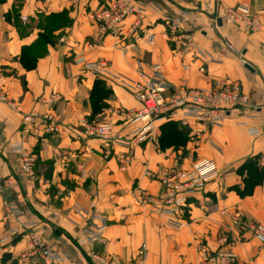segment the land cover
Segmentation results:
<instances>
[{"label":"crops","instance_id":"obj_1","mask_svg":"<svg viewBox=\"0 0 264 264\" xmlns=\"http://www.w3.org/2000/svg\"><path fill=\"white\" fill-rule=\"evenodd\" d=\"M106 1L22 0L21 7H16L14 0H0V91L17 105L13 109L0 101V178L13 177L25 184L22 160L11 151V145L22 138L27 152L36 158L35 186L11 195L23 211L20 220L36 224L33 232L42 243H56L65 257L64 264H101L96 255L116 264H134L144 244L145 264H200V240L217 247L225 233L238 239L233 247L236 264H264V242L250 232L239 233L221 213L238 211L264 226V178L252 195L240 197L234 190L244 186L239 169L248 160L258 157L264 168V0H136L146 4L136 33L130 31L136 18L132 16L124 24L122 37L110 36L89 48V36L95 28L88 13ZM239 4L259 13L263 27L258 33L250 34L227 22L221 26L214 23L218 11ZM15 8L20 19H27L25 24L41 14H64L70 21L68 27L58 30L56 40L32 70L22 67L19 56L38 41L42 30L18 31L9 18ZM177 17L182 19V29L193 33L197 43L217 59L205 63L204 75L198 72L201 60L193 62V54L188 53L184 62L173 43L163 36L165 20ZM148 35L156 37L154 46L147 44ZM228 43L236 51L230 50ZM79 52H85L90 61L106 59L111 77H98L77 65L73 57ZM136 60L160 63L165 78L175 85L183 80L192 87L236 81L249 95L251 106L234 112L220 127L171 120L157 123L146 141L129 150L108 145L90 136L86 128L107 116L115 121L116 135L132 132V126L120 123L119 111L139 106L121 82L137 78ZM246 64L255 72L247 70ZM118 77L120 80H115ZM98 79L105 81L113 96L109 106L97 113L90 97ZM54 95L60 101L52 106L48 100ZM53 108L60 123L58 133L43 134L39 119L35 124H25L26 116L34 113L41 117ZM164 123H176L179 130L188 132L190 140L176 150L174 146L160 148ZM127 150L131 166L123 171L119 156ZM202 160L214 161L220 173L192 194L190 216L177 221L155 213L145 197L159 194L161 185L150 174L176 166L189 170ZM3 200L0 196V236L9 221ZM96 215L106 217L105 242L79 246V240L102 224ZM30 233L23 230L0 246V264H42L39 254L30 248Z\"/></svg>","mask_w":264,"mask_h":264},{"label":"built area","instance_id":"obj_2","mask_svg":"<svg viewBox=\"0 0 264 264\" xmlns=\"http://www.w3.org/2000/svg\"><path fill=\"white\" fill-rule=\"evenodd\" d=\"M135 13L138 12L130 3V0H111L109 5L103 8L102 11L94 12L91 18L100 23L101 30L98 38L92 42L90 41L88 47L95 48L105 33L124 35V23L129 15L132 14L133 16ZM219 19L222 22L239 26L248 33L253 34L258 33L263 27L259 13L243 4L218 11L214 20L216 25ZM181 20V18L166 19L168 27L163 36L176 45L183 61H186L188 53L193 54V62L201 60L203 64L198 68V71L204 75L207 73L205 63L215 62L217 59L197 43L193 33L182 29ZM140 24V20L133 23L130 31L135 32ZM146 42L151 46L155 45V36H148ZM228 48L236 51L231 43H228ZM74 60L77 65H84L89 69H93L97 75L105 73L109 67L107 60L101 62L87 61L84 52L76 53ZM188 66V64H185L186 69H189ZM135 71L137 78L129 79V86L140 107L131 109L128 119L130 125L137 127L130 135L119 136L114 132L115 124L113 120L107 119V121L97 126L88 125L86 131L90 136L99 137L105 140L108 145L114 144L129 150L131 146L140 145L146 141L157 123L179 120L186 124V121L191 120L197 124L215 128L222 126L234 112L251 106L249 95L244 91L242 84L236 81L219 80L206 87H192L187 84L186 80H183L180 84L175 85L165 78L160 63H145L140 60L136 62ZM4 101L9 107L17 109V105L13 101L7 99H4ZM55 102H58V99L49 100L50 105ZM38 119L43 122L41 123L43 134H55L60 131L59 121L52 113H47L41 117L32 113L26 116L25 124H35ZM249 130L255 133L258 132L256 129ZM11 151L22 160L21 170L26 182L22 186L13 177L0 178V196L4 197L3 206L9 220L7 230L0 236V246L10 242L19 231L28 230L31 232L29 234L30 248L33 252L39 254L42 264H64L65 257L55 245L56 243H42L37 234L33 232L36 224L24 223L20 220L23 211L17 202L11 198V195L22 190V188L30 189L35 186L34 184L37 181L36 158L27 152L23 138L11 145ZM127 152H123L119 156L123 171L129 168L130 157L129 152ZM219 173V168L212 160L199 161L189 170H181L176 166L172 169L153 172L150 176L160 181L162 191L158 195H146V199L155 208L158 215H166L180 221L186 213L185 208L189 205L188 201L192 194L206 183L216 179ZM221 213L223 216L230 218L233 225L239 229V233L242 231L250 232L264 242V226L249 221L238 211L223 210ZM96 219L100 220L102 224L95 226L85 238L78 241L79 246L87 243L102 244L105 242L103 233L106 228V217L96 215ZM236 241V237L228 234L223 235L217 250L211 251L208 245L200 246L199 256L204 264L206 262L236 264L237 255L232 247ZM93 256H98L97 260L101 264H116L100 255L95 256L94 254ZM146 259L147 250L144 244L134 264H145Z\"/></svg>","mask_w":264,"mask_h":264},{"label":"rangeland","instance_id":"obj_3","mask_svg":"<svg viewBox=\"0 0 264 264\" xmlns=\"http://www.w3.org/2000/svg\"><path fill=\"white\" fill-rule=\"evenodd\" d=\"M111 2V0H108V1H106V2H104V6L103 7H100V9H98V10H95V11H90V13H88V18H89V20H90V22L92 23V25H93V27L95 28L94 29V32H92V34L89 36V40H88V43L91 41H93V40H96L97 38H98V36H99V34H100V30H101V27H100V23L97 21H95V20H93L92 18H91V15L94 13V12H100V11H102V9L103 8H105V7H107L108 5H109V3ZM21 3H22V0H14V6H16V7H21ZM130 3L136 8V10H137V14L135 13L134 15H133V17H136L135 18V21L133 22V23H135L136 21H138V20H140V18L143 16V13L145 12V10H146V4H144V3H141V2H139V1H136V0H130ZM231 8V7H230ZM226 9V8H225ZM15 10H17L18 11V9L17 8H15L14 9V11ZM139 10V11H138ZM13 13H11V15H12ZM138 15H140V16H138ZM138 16V17H137ZM217 17V16H216ZM215 17V18H216ZM128 19L126 20V21H128L129 19H131L132 18V14L131 15H129L128 17H127ZM178 18V17H177ZM12 19V21H13V23L16 25V27H17V30L19 31V27H22V28H30L31 29V26H30V24H33L34 23V25L35 26H40V27H42V29L45 31V33H47L48 35H51V37L52 36H54V38H55V40H56V37H57V35H56V33L58 32V30H63V29H65L66 27H68L69 25H70V21L67 19V17L64 15V14H59V15H44V14H41V15H38V17L36 18H33V17H30V21H28L27 22V24H25L26 23V21H27V19L26 18H23V19H20L19 17H18V15H17V17L13 14L12 16H10V20ZM174 19H176V18H174ZM215 20V19H214ZM125 21V22H126ZM125 24V23H124ZM217 24H218V21H217ZM25 25V26H24ZM167 27H168V25H166ZM124 25H123V29H124ZM131 27H132V25H131ZM167 27H166V29H167ZM131 29V28H130ZM129 30V29H128ZM245 30V29H244ZM124 31V30H123ZM246 31V30H245ZM247 32V31H246ZM136 33V30H135V32H131V34L132 35H134ZM250 34H253V33H250ZM110 36H113V37H115V36H118V37H122L123 35H116V34H110V33H108V34H106L105 33V35H104V37H102V39H100V43L99 44H101V42H103L107 37H110ZM148 36H154V35H148ZM148 38V37H147ZM156 38V37H155ZM54 40V41H55ZM171 42V41H170ZM172 43V42H171ZM90 44V43H89ZM98 44V45H99ZM148 44V43H147ZM151 46V45H150ZM154 46V45H153ZM173 46H175V50H177L178 51V49H177V47H176V45L173 43ZM79 53H81V52H79ZM85 53V52H84ZM178 53H179V51H178ZM180 54V53H179ZM85 55H86V53H85ZM74 56H75V54H74ZM181 56V55H180ZM87 57V56H86ZM74 58V57H73ZM88 59V58H87ZM74 60V59H73ZM87 61H90L89 59L87 60ZM101 61H106V59H100V60H97V61H92V62H101ZM137 61H139V60H136V62ZM140 61H143V60H140ZM197 61V60H196ZM74 62H75V60H74ZM144 62V61H143ZM185 62V61H184ZM146 63V62H145ZM109 64V63H108ZM84 66V65H83ZM135 67H136V64H135ZM189 68H190V66H188ZM84 68L86 69V70H88V71H93L94 73H96V71H94L93 69H89V68H87V67H85L84 66ZM109 69H110V64H109V67H108V69L105 71V73H99V75H97V74H95V75H97L98 77H105V78H107V76L109 75ZM199 72V71H198ZM109 77H111V75H109ZM99 80V79H98ZM115 80H120V78L118 77V78H116ZM103 81V80H102ZM113 81V80H112ZM103 82H105V81H103ZM121 82H122V84H123V86L124 87H126L128 90H132L131 88H130V86H129V79H122L121 80ZM1 92V91H0ZM53 98H55V99H58L59 101H60V97L59 96H52V98L51 99H53ZM4 99H7V100H9V101H12L11 99H9L8 98V94L6 93V92H4V93H0V101L1 102H5L4 101ZM111 100H112V97L110 98ZM110 99H109V101H110ZM49 101V100H48ZM108 102V101H107ZM138 102V101H137ZM15 103V102H14ZM57 104V102H55L54 104H52V105H56ZM138 104H139V102H138ZM106 105H107V107L109 106V104L108 103H106ZM107 107H105V108H101V112H103ZM140 107V104H139V106L138 107H136V108H139ZM54 109L55 108H53V109H51L48 113H52V114H54L55 115V111H54ZM104 109V110H103ZM130 110L131 109H120V111H119V117H121L122 119H121V122L120 123H127L128 124V126L129 127H131L132 125H130L129 123V119H128V114H131L130 113ZM98 113V112H97ZM56 117V116H55ZM107 119H108V117L106 116V117H104L103 118V120H101V121H98V122H95V123H89L90 125H93V126H97V125H100V124H102V123H104L105 121H107ZM109 119H112L113 120V118L112 117H110ZM94 121H95V119H94ZM41 123H43V122H41ZM113 123H115V121L113 120ZM60 124V123H59ZM114 127H115V125H114ZM137 126H132V131L136 128ZM131 134V133H130ZM129 134V135H130ZM189 134H188V132H187V134H181V137H180V140L181 141H183V140H185V142L186 141H188V140H190V138H189V136H188ZM122 136H125V134H123ZM104 142L106 143V141L104 140ZM184 142V143H185ZM136 146H138V145H136ZM183 146V145H182ZM134 147V146H133ZM175 150L176 149H178V148H180L179 146H174L173 147ZM121 165V167H122V164H120ZM129 166H131V159L129 158ZM179 169H180V167H179ZM155 179V178H154ZM155 180H157L159 183H160V181L158 180V179H155ZM214 181V180H213ZM207 184V183H206ZM160 185H161V183H160ZM202 188V187H201ZM201 188H199V189H201ZM199 189H197V190H199ZM196 190V191H197ZM161 191H162V185H161ZM160 191V192H161ZM195 191V192H196ZM158 195V194H157ZM145 200L147 201V199H146V197H145ZM148 202V201H147ZM189 202V201H188ZM149 203V202H148ZM150 204V203H149ZM151 205V204H150ZM2 207H3V209H4V206H3V203H2ZM186 209V213L183 215V217H185V218H187L188 216H190V210H189V205L185 208ZM4 211H5V209H4ZM155 213H156V211H154ZM6 214V213H5ZM224 217H227V216H224ZM6 218V217H5ZM227 218H229V217H227ZM7 219V218H6ZM230 219V218H229ZM184 221V220H183ZM186 222V221H185ZM105 227L107 228V222H106V220H105ZM106 228H105V230H106ZM104 230V231H105ZM18 233H21V231H19ZM230 235L229 233H225L224 235ZM17 235V234H16ZM238 240V239H237ZM79 241H81V240H79ZM236 243V242H235ZM234 243V244H235ZM234 244H233V246L232 247H234ZM209 246V248H210V250L211 251H215V250H217V248H218V246L217 247H211L208 243H207V241L206 240H200V242H199V245H198V250H199V248H200V246ZM143 247H144V245H142V249H143ZM146 250H147V247H146ZM199 259H200V264H204L203 262L204 261H202L201 260V257L199 256ZM205 264H213V263H209V262H206Z\"/></svg>","mask_w":264,"mask_h":264},{"label":"trees","instance_id":"obj_4","mask_svg":"<svg viewBox=\"0 0 264 264\" xmlns=\"http://www.w3.org/2000/svg\"><path fill=\"white\" fill-rule=\"evenodd\" d=\"M17 17L18 11H14ZM10 18V17H9ZM31 28H38L42 30L38 41L31 47H26L19 56V62L25 70H32L35 68L38 60L42 58L46 52L49 44L54 42V36L48 35L40 26H35L34 23L30 24ZM22 34H26L30 28H22ZM113 96V91L107 87L106 83L102 80H96L91 92L90 101L95 112L101 111V108L107 107L106 103ZM111 100V99H110ZM183 132L178 129L176 123H164L161 126V136L159 137L160 148L169 146H181L185 144V140L181 141L180 137ZM253 158L248 160L240 169L239 173L243 178V187H236L234 190L240 197H245L253 194L254 188L262 183L264 178V168H262L258 160Z\"/></svg>","mask_w":264,"mask_h":264},{"label":"water","instance_id":"obj_5","mask_svg":"<svg viewBox=\"0 0 264 264\" xmlns=\"http://www.w3.org/2000/svg\"><path fill=\"white\" fill-rule=\"evenodd\" d=\"M218 24H219L220 26L222 25V21H221L220 19L218 20ZM245 68H246L247 70H249L250 72H252V73L255 72V70H254L250 65H248V64L245 65Z\"/></svg>","mask_w":264,"mask_h":264},{"label":"bare ground","instance_id":"obj_6","mask_svg":"<svg viewBox=\"0 0 264 264\" xmlns=\"http://www.w3.org/2000/svg\"><path fill=\"white\" fill-rule=\"evenodd\" d=\"M198 252H199V250H198Z\"/></svg>","mask_w":264,"mask_h":264}]
</instances>
